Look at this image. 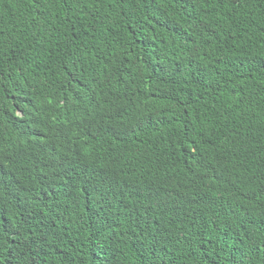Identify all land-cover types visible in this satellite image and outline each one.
<instances>
[{
	"label": "trees",
	"instance_id": "trees-1",
	"mask_svg": "<svg viewBox=\"0 0 264 264\" xmlns=\"http://www.w3.org/2000/svg\"><path fill=\"white\" fill-rule=\"evenodd\" d=\"M0 264H264V0H0Z\"/></svg>",
	"mask_w": 264,
	"mask_h": 264
},
{
	"label": "clouds",
	"instance_id": "clouds-1",
	"mask_svg": "<svg viewBox=\"0 0 264 264\" xmlns=\"http://www.w3.org/2000/svg\"><path fill=\"white\" fill-rule=\"evenodd\" d=\"M80 174L82 175H86L85 171H81ZM102 177L105 180V172L102 171L101 172ZM106 181V180H105ZM91 192H95V194L90 193ZM102 190L94 188L89 182H88V186H87V192L90 194V196L88 198H82V202H84L86 205L90 206V210H87V214H88V218L92 221L95 222L94 219V214H93V210H92V205L94 204V202L97 199L98 194L101 192ZM130 201H131V205L133 208H137L140 206V204L143 202L142 199L134 196V195H130ZM131 209L130 206H128L127 204L120 202V204L115 205L114 207L110 208L108 210V214L110 216V218L118 225H125V221L127 219L128 216V211ZM151 225V219L149 221V226Z\"/></svg>",
	"mask_w": 264,
	"mask_h": 264
}]
</instances>
